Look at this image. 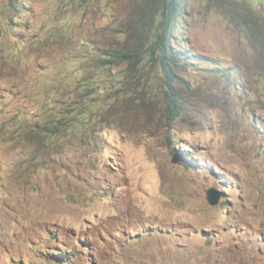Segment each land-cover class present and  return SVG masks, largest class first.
Masks as SVG:
<instances>
[{
    "label": "rangeland",
    "instance_id": "1",
    "mask_svg": "<svg viewBox=\"0 0 264 264\" xmlns=\"http://www.w3.org/2000/svg\"><path fill=\"white\" fill-rule=\"evenodd\" d=\"M20 1L0 0V264H264V0H181V118L106 74L84 141L33 128L69 120L75 53L116 43L138 1Z\"/></svg>",
    "mask_w": 264,
    "mask_h": 264
},
{
    "label": "trees",
    "instance_id": "2",
    "mask_svg": "<svg viewBox=\"0 0 264 264\" xmlns=\"http://www.w3.org/2000/svg\"><path fill=\"white\" fill-rule=\"evenodd\" d=\"M137 1L138 13L125 30L122 31L124 25L117 31L116 43L104 52L95 46L88 52L81 46L75 53L74 61L81 64L80 71L83 73L78 80L80 87L74 90L77 94L73 103L65 111L69 120L62 116L60 111L64 113V109L57 104L55 109L48 108L54 120L46 121L43 126H34L33 133L45 134L49 141H59L62 137L60 132L66 128L71 132L70 136H77L84 141L91 133L90 127L95 124L96 111L105 105L97 97V90L102 87L105 91L109 87L108 83H101L106 74L119 85L116 91L118 97L123 92H130L134 104L139 102L140 107L151 113L160 111L167 123L173 124L181 118L184 106L178 83L185 66L181 62H187L189 55L176 50L172 44V29L181 11V0ZM16 3L20 4L21 1L16 0ZM250 29L253 35L258 32L256 28ZM90 58L93 60L91 66L95 76L91 75L85 64ZM12 125L19 130L23 124L21 120H15ZM184 155L180 156V162L187 164L191 159Z\"/></svg>",
    "mask_w": 264,
    "mask_h": 264
},
{
    "label": "water",
    "instance_id": "3",
    "mask_svg": "<svg viewBox=\"0 0 264 264\" xmlns=\"http://www.w3.org/2000/svg\"><path fill=\"white\" fill-rule=\"evenodd\" d=\"M207 196H208V201L212 205H216L219 202L220 197L219 196L214 197L210 191L207 192Z\"/></svg>",
    "mask_w": 264,
    "mask_h": 264
}]
</instances>
